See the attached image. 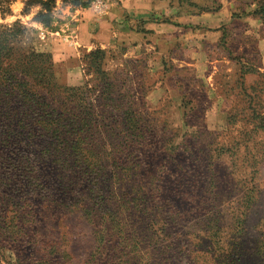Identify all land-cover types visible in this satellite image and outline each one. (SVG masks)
Returning <instances> with one entry per match:
<instances>
[{
	"label": "rangeland",
	"instance_id": "1",
	"mask_svg": "<svg viewBox=\"0 0 264 264\" xmlns=\"http://www.w3.org/2000/svg\"><path fill=\"white\" fill-rule=\"evenodd\" d=\"M42 1L12 0L0 26L32 29L22 46L51 54L53 80L76 87L92 131L85 159L56 160L58 144L26 127L34 114L0 103V264H264V23L247 15L254 0H193L225 9L153 33L125 0H107L104 12L122 7L125 33L86 46L80 22L104 14L93 0ZM97 47L104 76L84 57Z\"/></svg>",
	"mask_w": 264,
	"mask_h": 264
},
{
	"label": "trees",
	"instance_id": "2",
	"mask_svg": "<svg viewBox=\"0 0 264 264\" xmlns=\"http://www.w3.org/2000/svg\"><path fill=\"white\" fill-rule=\"evenodd\" d=\"M70 1L81 4L83 0ZM89 1L85 2L89 3ZM11 2L12 0H0V11L3 14L10 12ZM39 2L43 1L39 0ZM180 2H185L181 4L197 9L196 12L188 9V12H216L221 8L220 3L210 7L193 0H180ZM254 2L256 7L247 15L252 14L264 23V0H254ZM243 15H246L245 11L241 15L233 12L232 18ZM31 31L32 29L21 24V21H15L11 26H0V103L19 101L23 109L30 110L34 114V120L26 123V127L36 128V132H39L41 136H48L58 144L54 148L55 155L54 153L50 155H54L56 160H59L61 157L66 159L71 153L80 162L85 159L84 151L88 150L86 148L87 133L92 131V124L84 116L83 98H79L75 93L76 87L53 80L51 74L53 62L50 53L40 51L34 40L29 47L22 46L23 37L30 35ZM84 57L88 59L86 62L89 69L93 68L100 76L106 74L107 52L105 49L97 47ZM249 71L253 70L249 69ZM45 95L57 97L58 107H53L52 100L45 99ZM74 100L80 102V105H77V111L80 114L74 116L75 120L65 114V111L69 110L70 101ZM7 108L10 110L9 106ZM39 110L44 113L37 117L35 112ZM63 144L66 146L63 147Z\"/></svg>",
	"mask_w": 264,
	"mask_h": 264
},
{
	"label": "crops",
	"instance_id": "3",
	"mask_svg": "<svg viewBox=\"0 0 264 264\" xmlns=\"http://www.w3.org/2000/svg\"><path fill=\"white\" fill-rule=\"evenodd\" d=\"M181 3L185 2H180V0H125L123 4L125 8L120 7V9H118L112 7L113 9H108L103 15L96 16L94 22L89 21V19L80 22L82 42L84 46H86L88 41L91 40L90 38L94 35V37L97 36L100 39L101 44H106L107 39L111 41V39L115 38L119 33H125V31L118 28L121 26L119 23L125 18V16H120L119 14L121 8L126 12V15L130 14L137 19L141 18L145 26L150 29L152 33L157 30V28H162L166 25L170 26L171 24L177 25V28L180 29L181 26L177 23L189 22L193 20L194 17L200 19L204 18V12L192 15H189V12H186L187 14L178 13L180 11L178 8H181L182 5ZM224 9V7L220 8L221 11ZM89 12V10L84 12V18H88V16L91 18ZM121 27L125 28L126 26L122 25ZM127 27H129L130 31H133L129 25H127ZM93 31L96 32L92 34ZM163 37L165 36L163 35ZM166 37L168 38L169 35Z\"/></svg>",
	"mask_w": 264,
	"mask_h": 264
},
{
	"label": "built area",
	"instance_id": "4",
	"mask_svg": "<svg viewBox=\"0 0 264 264\" xmlns=\"http://www.w3.org/2000/svg\"><path fill=\"white\" fill-rule=\"evenodd\" d=\"M92 6L96 11L104 12L107 8V0H93Z\"/></svg>",
	"mask_w": 264,
	"mask_h": 264
}]
</instances>
